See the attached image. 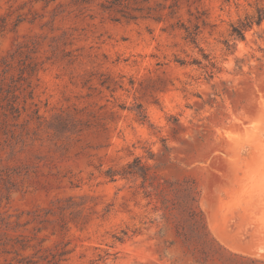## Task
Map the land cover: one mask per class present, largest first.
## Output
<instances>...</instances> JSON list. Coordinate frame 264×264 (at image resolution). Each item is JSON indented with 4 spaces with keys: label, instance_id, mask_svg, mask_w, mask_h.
<instances>
[{
    "label": "rangeland",
    "instance_id": "374dc122",
    "mask_svg": "<svg viewBox=\"0 0 264 264\" xmlns=\"http://www.w3.org/2000/svg\"><path fill=\"white\" fill-rule=\"evenodd\" d=\"M261 118L264 0H0V264H190L140 180L107 176L135 157L193 178L210 234L264 261L241 184Z\"/></svg>",
    "mask_w": 264,
    "mask_h": 264
},
{
    "label": "trees",
    "instance_id": "16d2710c",
    "mask_svg": "<svg viewBox=\"0 0 264 264\" xmlns=\"http://www.w3.org/2000/svg\"><path fill=\"white\" fill-rule=\"evenodd\" d=\"M261 20V17L257 20ZM250 22L232 27L231 35L243 39V30ZM186 38L195 43L193 34ZM233 44H228L232 48ZM206 57V56H204ZM110 179L117 177L140 180L139 188L147 204L157 213L159 232L172 226L174 236L180 242L190 264H207L220 260L224 264H264V261L228 252L209 232L204 214L199 206V189L191 177L169 179L159 176L151 167L133 158L118 169H108ZM165 242V241H164Z\"/></svg>",
    "mask_w": 264,
    "mask_h": 264
},
{
    "label": "bare ground",
    "instance_id": "6f19581e",
    "mask_svg": "<svg viewBox=\"0 0 264 264\" xmlns=\"http://www.w3.org/2000/svg\"><path fill=\"white\" fill-rule=\"evenodd\" d=\"M262 119H264V118H261V120ZM259 123H261V121H259ZM258 125H262V124H258ZM256 128H255V130H257V134L255 135L256 132L254 131L255 133L254 132L253 133H254L255 136L251 140H250V138L252 137L251 135H250V137H248L249 139L248 138H245V140L244 139L242 140L245 144L247 143V144H249V146H253L254 148H253V151H252V155L250 156V158H248L249 161L246 162V158H244V161L242 160L241 165H242L243 173H244L245 177H244V179H242L241 184H244V186L246 187V193L248 194L249 198H252V197L255 198V195H257L258 197L259 196L261 197L259 199V202H260V205L259 206L260 207L262 206L264 208V146L263 145L257 146L259 140L261 139L262 134L264 133V125H263V127H259L258 126ZM242 141L237 146V150H238V147L242 144ZM246 141H248V142H246ZM237 153H238V151H237ZM236 160H238V159H236ZM236 163H237V161H236ZM241 165H240V167H241ZM237 167H236V169H237ZM235 171L233 172V174L235 173ZM230 184H233V183L231 182ZM224 187H226V186H224ZM232 193L234 195H232V197L223 206L220 205V212H221V214H222L223 217L230 216V215H232L234 213H238L239 214L245 207H248L246 205L244 206V204L246 203V201L243 202L242 199L240 197H238V195H236L234 193V191ZM244 198H245V196H244ZM257 198L255 199V201L257 200ZM255 201H254V203H255ZM259 206L256 205L255 208H254V209L257 210V212H259V210H260V207ZM235 217H237V216H235ZM260 217L261 216H258L257 218H255L253 227L257 231H264V220H262V218H260ZM209 219H211V218L209 217ZM231 220H233V219H231ZM261 257H262V255H261ZM261 257H259V258H261ZM255 258H258V257H255Z\"/></svg>",
    "mask_w": 264,
    "mask_h": 264
},
{
    "label": "water",
    "instance_id": "95a60500",
    "mask_svg": "<svg viewBox=\"0 0 264 264\" xmlns=\"http://www.w3.org/2000/svg\"><path fill=\"white\" fill-rule=\"evenodd\" d=\"M263 144H264V134H262L261 139L259 140L257 146H259V145H263ZM253 148H254L253 146H247V147L242 151V153L245 155L246 162L249 161L248 158H250V156L252 155ZM244 249H247V248L244 247Z\"/></svg>",
    "mask_w": 264,
    "mask_h": 264
}]
</instances>
